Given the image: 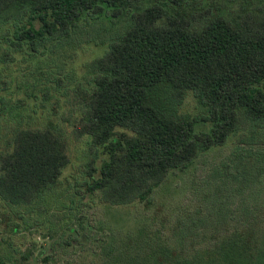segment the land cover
Returning <instances> with one entry per match:
<instances>
[{
  "label": "trees",
  "instance_id": "trees-1",
  "mask_svg": "<svg viewBox=\"0 0 264 264\" xmlns=\"http://www.w3.org/2000/svg\"><path fill=\"white\" fill-rule=\"evenodd\" d=\"M136 1L0 0V26H13L9 42L15 48L106 43L86 63L91 84L71 93L73 133L86 134L106 153L96 174L90 162L86 171V189L100 200L146 207L171 170L232 141L209 171L217 186L226 183L230 190L207 189L172 219L107 239L86 264H264V11L245 10L233 20L212 14L195 23L180 8L182 0L131 8ZM127 10L128 24L116 36L75 34L85 18L90 25ZM3 54L11 59L8 50ZM186 92L205 113L179 112ZM198 121L207 122V129L196 130ZM8 130L0 139V200L29 208L57 182L68 162L66 143L50 125L15 123ZM7 226L9 234L36 229L26 220L21 225L10 219ZM34 246H13L0 236V264L22 263ZM44 252L35 255L50 264L52 254Z\"/></svg>",
  "mask_w": 264,
  "mask_h": 264
},
{
  "label": "rangeland",
  "instance_id": "rangeland-1",
  "mask_svg": "<svg viewBox=\"0 0 264 264\" xmlns=\"http://www.w3.org/2000/svg\"><path fill=\"white\" fill-rule=\"evenodd\" d=\"M151 1L139 0L130 6L141 7ZM180 8L190 11L195 23L212 14L233 20L245 10L264 11V0H182ZM128 18V10L90 25L85 18L83 30L75 34L96 40L116 36L124 31ZM12 30L10 24L0 26V103L4 104L0 111V139L15 123L31 127L50 125L64 138L68 155L57 182L45 189L29 208L12 207L0 200V213H4L0 215V236L8 237L13 246L24 247L30 241L35 245L34 254L20 264H41L35 255L37 250L52 254L50 264H86L92 250L96 251L107 239L143 223L157 225L161 220H170L181 207L192 208L207 189L220 193L231 189L226 183L217 186L218 180L209 172L231 149L230 140L200 154L183 170H171L154 188L151 203L146 207L139 202L111 205L100 200L86 189V171L91 163L96 174L106 153L100 146H93L86 134L73 133L71 93L77 85L91 84L92 73L86 63L102 54L106 43L82 40L59 47L50 41L34 49L26 44L15 48L9 42ZM5 49L11 59L3 54ZM178 110L189 115L206 111L191 92H186ZM207 127L204 121L195 124L196 130ZM230 199L236 197L232 195ZM40 206L45 208L44 212L39 210ZM15 213L20 216L14 217ZM34 218L39 220L35 222ZM10 219L21 225L24 220L31 221L36 229L9 234Z\"/></svg>",
  "mask_w": 264,
  "mask_h": 264
}]
</instances>
